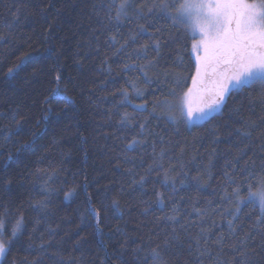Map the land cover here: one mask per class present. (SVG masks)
I'll list each match as a JSON object with an SVG mask.
<instances>
[{
	"label": "trees",
	"instance_id": "obj_1",
	"mask_svg": "<svg viewBox=\"0 0 264 264\" xmlns=\"http://www.w3.org/2000/svg\"><path fill=\"white\" fill-rule=\"evenodd\" d=\"M180 1L0 0V264H264V81L171 121Z\"/></svg>",
	"mask_w": 264,
	"mask_h": 264
},
{
	"label": "rangeland",
	"instance_id": "obj_2",
	"mask_svg": "<svg viewBox=\"0 0 264 264\" xmlns=\"http://www.w3.org/2000/svg\"><path fill=\"white\" fill-rule=\"evenodd\" d=\"M172 15L196 37L195 70L189 86L167 100L165 109L171 121L190 127L217 114L230 90L264 81V0H181ZM224 55L236 56L234 68L217 67L216 58ZM253 197L263 211L264 193ZM3 252L0 240V260Z\"/></svg>",
	"mask_w": 264,
	"mask_h": 264
},
{
	"label": "flooded vegetation",
	"instance_id": "obj_3",
	"mask_svg": "<svg viewBox=\"0 0 264 264\" xmlns=\"http://www.w3.org/2000/svg\"><path fill=\"white\" fill-rule=\"evenodd\" d=\"M225 60L227 62V60H233L232 64H221V60ZM236 56L235 55H224L223 57H219V58H216L215 60V63L217 64V67L220 69V70H227V69H231V68H234L235 65H236ZM215 78V77H213Z\"/></svg>",
	"mask_w": 264,
	"mask_h": 264
},
{
	"label": "water",
	"instance_id": "obj_4",
	"mask_svg": "<svg viewBox=\"0 0 264 264\" xmlns=\"http://www.w3.org/2000/svg\"><path fill=\"white\" fill-rule=\"evenodd\" d=\"M221 62V64H232V62H233V60L231 59V60H227V62L225 61V60H221L220 61Z\"/></svg>",
	"mask_w": 264,
	"mask_h": 264
}]
</instances>
